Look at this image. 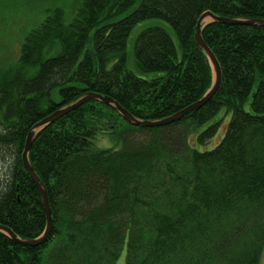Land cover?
Masks as SVG:
<instances>
[{
  "label": "trees",
  "instance_id": "obj_1",
  "mask_svg": "<svg viewBox=\"0 0 264 264\" xmlns=\"http://www.w3.org/2000/svg\"><path fill=\"white\" fill-rule=\"evenodd\" d=\"M138 1L80 0L69 23L54 7L26 35L18 66L0 67V151L11 160L0 176V225L21 238H38L47 227L22 153L36 123L90 92L111 96L142 120L172 116L214 83L195 39L202 14L264 20V0ZM149 18L166 20L179 47L166 28L143 29L134 51L139 72H131L129 35ZM202 34L222 82L201 108L144 126L90 100L37 132L29 158L54 225L34 247L0 230V264H116L124 250L125 264H261L264 25L215 20ZM224 109L230 122L207 149ZM104 134L115 145L98 147Z\"/></svg>",
  "mask_w": 264,
  "mask_h": 264
},
{
  "label": "rangeland",
  "instance_id": "obj_2",
  "mask_svg": "<svg viewBox=\"0 0 264 264\" xmlns=\"http://www.w3.org/2000/svg\"><path fill=\"white\" fill-rule=\"evenodd\" d=\"M80 0H0V67L2 69H8L18 66V60L20 57V46L24 42L26 35L37 26V21L45 20L48 10L54 7H60L65 12V22L72 21L76 13V8ZM141 2L139 0L136 6ZM134 6L132 9H134ZM130 9V11H132ZM129 11V12H130ZM128 12V13H129ZM212 21V18L208 22ZM39 24V22H38ZM149 26H162L166 28L174 38L177 46L179 43L177 36L169 25V23L160 18H149L138 23L129 35L127 41V67L129 70L138 73V66L135 57V43L136 38L140 31ZM33 72H30V75ZM153 73L145 74L146 77H151ZM232 113L222 110L217 116V120H221L222 124L215 137L210 139L207 144V149H212L219 142L224 135V128L228 122H230ZM205 125L203 128H205ZM224 127V128H223ZM110 136L104 134L99 135L96 145L98 147H110L115 143L108 138ZM200 149H204V146L199 145ZM10 154L7 151H0V176H4L9 172ZM126 250L120 253L119 259L116 264H125L126 262ZM261 264H264V251L261 257Z\"/></svg>",
  "mask_w": 264,
  "mask_h": 264
},
{
  "label": "water",
  "instance_id": "obj_3",
  "mask_svg": "<svg viewBox=\"0 0 264 264\" xmlns=\"http://www.w3.org/2000/svg\"><path fill=\"white\" fill-rule=\"evenodd\" d=\"M207 17H211L213 21H220L223 23H228V24H246V25H264V20H260V19H235V18H228V17H222L219 15L214 14L211 11H207L205 13L202 14V16L200 17L197 27L196 28V34H195V39L197 41V43L199 44V46L205 51V53L207 54V56L209 57L208 59H210L214 70H215V78H214V83L212 85V87L207 90L208 92L201 98L199 99L197 102L191 104L190 106L186 107L185 109H183L182 111L169 116L167 118L161 119V120H142L136 116H134L128 109H126L125 107L121 106V104L114 98H112L111 96H107V95H103L101 93L98 92H90L84 96H81L79 99L73 101L72 103L59 108V110H57L56 112H54L53 114L47 116L44 119H41L40 122L36 123L34 125V127L29 130V134L27 137V143L24 149L23 153V161L25 164L26 169L28 170V174H30L35 182V184L37 185L39 192L41 194L42 197V201H43V205H44V209L47 215V227L45 230V233L42 236H39L38 238L35 239H24L19 237L14 231H12L10 228H7V226L4 225H0V230L8 233L14 240H16L17 242L23 244V245H27V246H38L40 245L50 234L53 225H54V220H53V214H52V209L50 207V203H49V198H48V194L47 190L44 186V183L41 181L40 176L36 173L35 169L33 168L32 164L30 163V158H29V152L30 149L32 147V144L35 139V136L37 134V132L39 130H41L42 128H44L45 126H47L49 123L60 119V117L64 116L65 114L69 113L70 111L76 109L77 107L81 106L82 104H84L87 101L90 100H100L103 101L106 104H110L112 105L122 116H124V118L129 121L130 123L134 124V125H144V126H160V125H166V124H170L173 122H177L178 120H180L181 118H183L186 114H188L189 112H192L196 109L201 108L202 106H204L207 101L209 102L213 96L215 95V93L217 92V90L219 89L221 82H222V70H221V66L219 64L218 59H216L217 57H215L214 52L212 51V49L206 44L205 40L203 39V28L204 26L207 24V22H204L205 19Z\"/></svg>",
  "mask_w": 264,
  "mask_h": 264
},
{
  "label": "bare ground",
  "instance_id": "obj_4",
  "mask_svg": "<svg viewBox=\"0 0 264 264\" xmlns=\"http://www.w3.org/2000/svg\"><path fill=\"white\" fill-rule=\"evenodd\" d=\"M211 17H207L204 22H208Z\"/></svg>",
  "mask_w": 264,
  "mask_h": 264
}]
</instances>
